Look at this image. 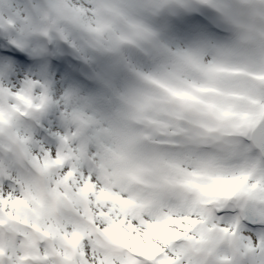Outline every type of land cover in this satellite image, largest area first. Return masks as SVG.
<instances>
[{
    "label": "snow or ice",
    "instance_id": "6c2138e0",
    "mask_svg": "<svg viewBox=\"0 0 264 264\" xmlns=\"http://www.w3.org/2000/svg\"><path fill=\"white\" fill-rule=\"evenodd\" d=\"M16 19L3 71L70 55L97 90L0 83V152L26 169H0V264H264V0H36ZM49 107L55 147L18 131Z\"/></svg>",
    "mask_w": 264,
    "mask_h": 264
},
{
    "label": "rangeland",
    "instance_id": "374dc122",
    "mask_svg": "<svg viewBox=\"0 0 264 264\" xmlns=\"http://www.w3.org/2000/svg\"><path fill=\"white\" fill-rule=\"evenodd\" d=\"M17 13H19L20 16L25 15L20 4L16 0H0V16L4 17L5 19H8V18L16 19ZM16 22H17L18 27H24V28L27 27V24H25L21 19H16ZM1 35H5V33L3 31H0V36ZM55 85L59 88L61 96H63L66 92H71V90L68 89L64 85V82H62L59 78L56 79L55 84H52L50 86V88L52 87V90L54 92L56 90ZM4 86L9 87L6 84H4ZM9 88H11V86ZM16 88H18V87H15L14 89H16ZM75 94L78 96H81V97L88 96V95L80 93V92H75ZM46 114H47V117H52L53 111H47ZM57 124L59 125V127H62L58 115H57ZM46 128H47V130H49L48 127H46ZM18 131L23 135L30 136L32 138V140L35 142H39L42 144L46 143V142H43L41 139H39L40 137L38 138V136L35 133L29 132L27 129L23 128L20 124L18 125ZM51 134H52V132H48V138H49L48 143L52 142V143H54V146H55V140ZM45 145H47V143ZM3 168H6L10 171H14V172L21 174V175H22V172L20 173L21 169H24V173L26 172V169L21 164L17 163V161L15 159L10 158V157H6L2 152H0V169H3Z\"/></svg>",
    "mask_w": 264,
    "mask_h": 264
},
{
    "label": "bare ground",
    "instance_id": "6f19581e",
    "mask_svg": "<svg viewBox=\"0 0 264 264\" xmlns=\"http://www.w3.org/2000/svg\"><path fill=\"white\" fill-rule=\"evenodd\" d=\"M3 71V70H2ZM0 82L3 84L8 85L9 87L11 86V88H15V87H20V85L22 84L23 80L19 79L18 81H11V80H7L4 75L3 72L0 73ZM66 86V85H65ZM56 90L55 92L49 88L50 91V95L52 96V98L54 100H57L61 97L59 88L55 85ZM67 87V86H66ZM71 90V89H70ZM71 92L73 94H75L74 90H71ZM86 94V93H85ZM76 95V94H75ZM47 111H53V116L52 117H47ZM57 111L54 107H49L40 117L39 121L41 122V125L48 127L49 130L43 129V132H52V133H56V132H62L63 130L59 127V125L57 124ZM39 121H37L39 123ZM46 134V133H45ZM48 146L50 147H55L54 144L52 142L47 143Z\"/></svg>",
    "mask_w": 264,
    "mask_h": 264
}]
</instances>
